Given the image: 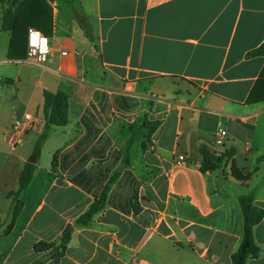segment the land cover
<instances>
[{"label": "crops", "instance_id": "obj_1", "mask_svg": "<svg viewBox=\"0 0 264 264\" xmlns=\"http://www.w3.org/2000/svg\"><path fill=\"white\" fill-rule=\"evenodd\" d=\"M12 6L0 3V264H233L240 196L264 210V57L250 55L264 43V0H53L43 66L10 58L3 16ZM58 90L69 96L70 123L49 128L6 233L8 194L46 125L44 92ZM26 113L31 124L14 129ZM145 118L160 125L144 147ZM220 129L224 146L215 144ZM48 144L51 161L39 165ZM202 147L233 154L204 173ZM233 163L248 180L233 176ZM117 170L106 209L76 225ZM68 225L58 261L37 251ZM254 237L260 253L247 264H264V218Z\"/></svg>", "mask_w": 264, "mask_h": 264}, {"label": "trees", "instance_id": "obj_2", "mask_svg": "<svg viewBox=\"0 0 264 264\" xmlns=\"http://www.w3.org/2000/svg\"><path fill=\"white\" fill-rule=\"evenodd\" d=\"M52 1L53 0H0L2 5L10 2L13 4L12 7L5 10L3 16V29L12 32L10 58L25 59L27 57L28 31L30 28L37 29L45 36L49 37L48 34L52 28ZM76 14L78 20L85 29L86 35L91 37V32L89 25L85 20L87 18L83 13V9L81 7L76 9ZM47 25H49L48 29ZM250 55L264 57V43ZM261 80H264V69L261 73ZM44 98L43 115L46 125L36 143L35 153L37 155H40L41 153L42 146L48 136V130L51 126H67L70 123L68 94L63 90H58L56 92L45 91ZM159 125V121H151L148 118L144 119L143 128L147 131L144 140V147L145 142L150 141ZM200 151L203 155L201 170L204 173L218 170L221 167L222 162L225 161V157L229 159L233 154V152L230 151L224 157L217 156L205 147H202ZM130 163L131 162L128 158L123 161L124 165H130ZM58 164L59 153L54 157L53 168L56 169ZM35 172L36 164L27 162L19 176V190L8 194V198L12 200V204L9 210V222L5 229L6 233L12 231L24 208L25 202L22 199V195L30 186ZM120 173L121 170L112 173L100 195L95 198L88 210L77 219L76 225L89 226L94 220V217L106 209L109 193L112 186L119 178ZM232 173L237 180H248L249 176H242L241 170L237 167L236 163H233ZM239 202L244 220V235L238 250L232 255V263L247 264L250 259L258 257L260 253V248L255 241L254 229L263 220L264 210L254 204V198L251 195L240 196ZM134 207L137 211L136 203ZM1 225L2 219L0 217V226ZM73 232L74 226L68 225L58 241L53 243H40L37 245L36 249L38 252L51 250L54 254L55 261H58L67 251Z\"/></svg>", "mask_w": 264, "mask_h": 264}, {"label": "built area", "instance_id": "obj_3", "mask_svg": "<svg viewBox=\"0 0 264 264\" xmlns=\"http://www.w3.org/2000/svg\"><path fill=\"white\" fill-rule=\"evenodd\" d=\"M51 54V43L49 37L45 36L41 31L30 28L28 31V52L27 59L37 65L43 66L48 62ZM67 54V52H63ZM1 83V80H0ZM33 121V115L26 113L21 120H16L13 124L14 129H19L25 124L28 126ZM227 131L220 129L215 137V144L217 146H224L227 140ZM186 158L180 156L178 158V164H186Z\"/></svg>", "mask_w": 264, "mask_h": 264}, {"label": "rangeland", "instance_id": "obj_4", "mask_svg": "<svg viewBox=\"0 0 264 264\" xmlns=\"http://www.w3.org/2000/svg\"><path fill=\"white\" fill-rule=\"evenodd\" d=\"M0 75H2V73L0 72ZM0 78H1V76H0ZM16 81V80H15ZM17 82V81H16ZM15 82V83H16ZM59 130H61V129H59ZM128 138V137H127ZM133 138H134V133L131 135V137H129V139H128V143L130 144V142H131V140H133ZM51 145L50 144H48L46 147H45V149H44V151H43V155L41 156V158H40V160H39V165H43L44 166V164H49L50 163V157L51 156H49V152L51 151V147H50ZM43 147V146H42ZM34 154H36V153H32L31 155H30V157L29 158H31ZM5 157H9L10 155H9V150L8 151H6V155H4ZM13 157V156H12ZM12 157H10V158H12ZM28 158V159H29ZM229 162H227V161H223L222 162V164H221V167H224L225 165H227ZM232 168H233V166H232ZM241 174H242V176H244V174H243V172L241 171Z\"/></svg>", "mask_w": 264, "mask_h": 264}, {"label": "water", "instance_id": "obj_5", "mask_svg": "<svg viewBox=\"0 0 264 264\" xmlns=\"http://www.w3.org/2000/svg\"><path fill=\"white\" fill-rule=\"evenodd\" d=\"M38 159V155L34 154L31 158L28 159V163L36 164Z\"/></svg>", "mask_w": 264, "mask_h": 264}]
</instances>
